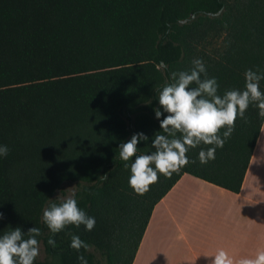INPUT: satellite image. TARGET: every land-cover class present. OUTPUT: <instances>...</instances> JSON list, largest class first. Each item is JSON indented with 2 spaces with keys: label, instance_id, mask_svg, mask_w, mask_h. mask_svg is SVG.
<instances>
[{
  "label": "trees",
  "instance_id": "trees-1",
  "mask_svg": "<svg viewBox=\"0 0 264 264\" xmlns=\"http://www.w3.org/2000/svg\"><path fill=\"white\" fill-rule=\"evenodd\" d=\"M194 59L219 95L244 90L246 70L264 72V0H0V145L10 149L0 157V235L40 228L44 258L35 264H80L79 255L131 264L153 207L183 173L238 191L264 120L257 102L214 160L200 163L213 147L201 143L187 153L195 163L159 175L147 193L128 184L132 161L120 159L119 145L143 132L137 154L154 151L156 89ZM66 181L95 218L91 231L52 234L44 223ZM71 235L90 249L70 247Z\"/></svg>",
  "mask_w": 264,
  "mask_h": 264
},
{
  "label": "clouds",
  "instance_id": "clouds-1",
  "mask_svg": "<svg viewBox=\"0 0 264 264\" xmlns=\"http://www.w3.org/2000/svg\"><path fill=\"white\" fill-rule=\"evenodd\" d=\"M192 63L191 70L172 72L171 82L166 83L162 89H156L160 107L155 108L154 113L160 121L161 131L156 132L152 140L154 151L150 154H137L139 142L149 139L143 132L133 134L130 140L119 145L120 159L132 161L130 165L125 163L124 167H130L128 184L137 194L147 193L150 186L159 181V175L170 178L189 163H195L189 160L187 153L201 143L213 147L199 152L200 163L214 160L216 149L224 146L235 128L237 118H244L251 103L257 102L259 114L264 116V92L260 90L264 72L246 70L244 90H227L221 96L218 94L217 79L207 76L202 59H194ZM201 74L204 79H201ZM193 84L196 87H191ZM221 129H226L223 137L220 135ZM9 151L7 145H0V157H6ZM2 219L3 213H0ZM43 221L52 234L63 231L68 225H84L87 231H91L96 223L94 217L79 207L75 193L61 199L59 203L50 202L43 209ZM41 235V229L35 226L27 232L18 226L0 235V264H35L40 254L37 238ZM48 243L55 246L51 238ZM70 247L77 252L90 249V245L77 235H71ZM207 257L211 258L210 264H264V250H258L252 258L238 260L223 249ZM77 259L80 264H87L83 255Z\"/></svg>",
  "mask_w": 264,
  "mask_h": 264
},
{
  "label": "crops",
  "instance_id": "crops-1",
  "mask_svg": "<svg viewBox=\"0 0 264 264\" xmlns=\"http://www.w3.org/2000/svg\"><path fill=\"white\" fill-rule=\"evenodd\" d=\"M264 250V120L238 191L183 173L155 204L131 264H210Z\"/></svg>",
  "mask_w": 264,
  "mask_h": 264
},
{
  "label": "rangeland",
  "instance_id": "rangeland-1",
  "mask_svg": "<svg viewBox=\"0 0 264 264\" xmlns=\"http://www.w3.org/2000/svg\"><path fill=\"white\" fill-rule=\"evenodd\" d=\"M214 44H216V42ZM75 190H76V184L70 181H66L62 184L61 190H58L55 193V197L59 199L66 198L70 196L72 193H74ZM38 258L40 259L44 258V251H43V246L41 243H40V254Z\"/></svg>",
  "mask_w": 264,
  "mask_h": 264
},
{
  "label": "water",
  "instance_id": "water-1",
  "mask_svg": "<svg viewBox=\"0 0 264 264\" xmlns=\"http://www.w3.org/2000/svg\"><path fill=\"white\" fill-rule=\"evenodd\" d=\"M193 16H194V15H192V17H193ZM182 21L184 22V21H186V19H185V20H182Z\"/></svg>",
  "mask_w": 264,
  "mask_h": 264
}]
</instances>
